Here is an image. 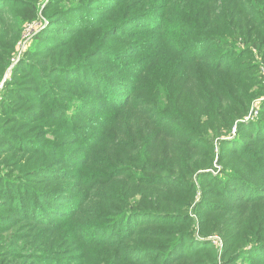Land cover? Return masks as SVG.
Instances as JSON below:
<instances>
[{"label":"rangeland","instance_id":"374dc122","mask_svg":"<svg viewBox=\"0 0 264 264\" xmlns=\"http://www.w3.org/2000/svg\"><path fill=\"white\" fill-rule=\"evenodd\" d=\"M199 1L10 0V5L1 2L14 6V9L7 10L18 26V36L11 44L13 34L3 37L0 31V70L3 67L0 75V126H6L9 132L20 138L12 140L16 142L13 149L2 147L0 151V217H13L0 219V264H163L165 258L160 256L168 243L182 236L193 237L188 247L192 251L199 247V250L193 252L187 262L178 264H258L264 259L263 247L252 248V235L263 238L264 243V204L250 207L246 204L247 200L264 195V46L258 43L248 48L249 57L233 55L228 64H223L221 71L212 74L217 93L221 90V98L231 97L230 102L222 103L224 108L214 114L221 115L228 108L239 117H233L230 122L218 116L215 120L209 118L201 132L197 123H190V119L187 123L189 131L185 136L194 138L190 134L196 131L212 148V154L207 153L211 167L203 171L212 177L204 199L202 184L195 178L192 180V196L165 188L144 191L137 177L139 163L135 160L137 152L144 147L147 150L148 140H154L155 136L139 135L143 140L148 139L139 142L131 135L129 143L126 142L124 138L131 127L119 119L121 107L111 111L115 108L111 97L107 99L105 93L95 95L100 92L98 88L103 89L104 84L111 81L119 83L129 78L131 81L126 83L124 93L127 96L132 81L140 87L147 80L149 90L154 81L167 79L174 71L188 70L181 65L182 58L188 56L183 54L189 37L184 27L201 22L197 17L202 9ZM221 2L225 5L227 2L228 9L234 4L229 0H212L210 9L214 14L220 12ZM242 4L252 10L247 2ZM33 7L35 16L30 19L28 16ZM192 18L196 20L192 21ZM244 22L255 26L261 24V19L245 15ZM158 26L167 30L162 37L155 29ZM262 33L260 41L263 42L264 28ZM6 39L9 44L4 42ZM69 47L74 51H65ZM198 50L203 55L193 62L195 65L189 74L203 71L213 59L208 46H199ZM53 52L57 54L55 60L51 58ZM214 60L221 63L227 59ZM79 61L82 68L73 73L63 75L57 71L58 64L71 65ZM190 88L194 85L189 87L192 92ZM56 96L57 102L51 103ZM135 96L144 104L150 102L140 91ZM49 104L54 105L47 109ZM145 108L148 112L153 107ZM192 111L187 108L189 116ZM215 122L226 125L218 135L214 134ZM169 126L174 133L179 127L184 128L182 124ZM6 138L0 133V142ZM100 139L103 141L95 149L87 150ZM35 141L41 143V147ZM52 147H59L57 153H52L54 158L64 156L62 151L65 150L75 155H69L70 160L80 159L78 164L68 163L66 169L74 174L75 179L77 173L89 179L79 177L75 180L72 177L64 183L56 181V184L28 181L34 183L30 188L35 191L51 188V191L61 186L71 193L69 185L75 187L82 183L84 185L75 192L76 199L85 195L89 200L75 218L55 219L52 224H47L16 213L17 203L14 205L11 197L5 198L14 187L7 190L1 179L7 175L16 180L31 168L32 160L33 168H38L43 158L32 154L47 150L46 155H49L52 151L47 148ZM252 156V162L246 159ZM53 160L46 158L44 163ZM225 175L233 183H224L219 189L213 180L219 184ZM23 182L22 179L16 184L25 188ZM246 182L249 184L243 186ZM256 184L262 185L261 191L256 190ZM156 192L162 202L160 206L171 214L181 215L183 221L174 225L168 219L161 223L163 220L157 217L141 218L142 231L137 240L151 247L136 252L132 262H124L120 247H105L104 243L108 241L105 234L112 231L108 224L123 213V207L145 206L146 213L154 212L158 206ZM119 198L126 199V205ZM22 201L23 197H19L17 202ZM213 207L226 211L214 212ZM128 226L120 225L119 228ZM119 232L120 229L116 233ZM247 242L250 244L246 246L244 243ZM234 244L235 249L228 250ZM242 247V259L234 260L233 254ZM37 255H43V258L40 261L33 258Z\"/></svg>","mask_w":264,"mask_h":264},{"label":"trees","instance_id":"16d2710c","mask_svg":"<svg viewBox=\"0 0 264 264\" xmlns=\"http://www.w3.org/2000/svg\"><path fill=\"white\" fill-rule=\"evenodd\" d=\"M229 1L234 3L231 9H228L229 4L225 0L226 5L225 3L221 2V7L219 8L220 12L215 14L210 9L212 0L199 1L202 9L197 13V17L201 22L189 23L187 28L186 26L184 27V31H186L189 37L187 38L186 46H184L183 54H188V56L187 58H182L184 60L182 61L183 64L181 65L188 67V70L185 69L178 72L174 71L171 77H169V74L167 79H159L154 81L153 86L150 87L149 90L147 80H144L140 87L135 86L134 84L136 82L132 81L131 88H128V92L130 90V93L127 94V96L124 93L125 89H127L126 83L131 81L129 78H125V80L119 83L111 81L110 84H104L103 89L101 88L102 91L98 88L100 92L95 94L104 95L103 93H105L107 95V99L111 97V102H115L113 105L115 108H111V111L121 107L120 110H118V112L121 111L118 115L119 119L122 120L123 124L131 127L130 133L124 138L126 142H128V138H131V135H134L137 140H140L139 142L148 140L141 139L139 135L148 137L155 136L154 140H148L150 143L147 150H145L144 147L142 148L143 151L140 149V152H137L139 154H137L138 158L135 160L139 163V166L137 167V177L139 180H141L140 182L142 183V189L144 191L149 189L159 191V189L165 188L169 189L173 193L192 196V191L194 188L192 180L195 178L198 183L200 182L202 184V199H204L207 195L206 190L208 184L211 182L212 177L203 171H206L207 167L210 166V156L207 153H210L211 155L212 152L210 151H212V148L205 144L203 138L200 137L196 131L190 134L194 136V138H187L185 136L187 131H189L187 123H189V119L190 123H197V126H200L199 131L201 132L204 122L208 121L209 118L215 120L218 116L230 122L233 117H239L234 115L232 112H229L228 108L226 109V112L222 113L221 115L214 114L216 110H222L224 108L221 107L222 103L225 104L226 102H230L231 97H228L224 100L221 98V90L217 93V88L214 84V81H212V79H214L212 74L221 71V69H223L224 66L231 61L233 55L249 57V52H247L248 48H253L258 43L262 47L264 46V41H260L263 39L262 30L264 28V6H261V4H264V0H239L238 3L236 0ZM1 2L8 3L10 5V0H0V31H2L3 37L13 34V38L10 41L12 44L18 36V26L8 14L7 9L10 7H13L10 9H14V6H6ZM244 2H247L251 7L250 9L252 10L244 8V4H242ZM23 5L24 4L22 2L21 6ZM245 15L248 17H257V19H261V24L248 26V24L244 22ZM34 16L35 7H33V10L31 11V14L28 16V18L33 19ZM195 20V18H192V21ZM155 29L161 34L160 37H162L163 34L167 32L166 28L163 26H158ZM4 42L9 44V40L7 39L4 40ZM199 46L201 48L208 46V51L212 53L213 59L209 60L211 64H208V67L212 69L206 66L203 71L189 74L188 71L191 70L192 65H195L193 62L203 55L202 53H199ZM65 51H74V48L69 47ZM54 52L51 54V58L55 60L57 59V56H55L57 54ZM59 52L60 51H58V53ZM68 54H71V57L73 56V53ZM60 58L61 57L59 56V59ZM62 58L66 59L65 57ZM215 58H226L227 60H225V62L223 60L221 63H216L214 60ZM79 63L80 61L71 65L56 64V67H58L57 71L63 73V75L73 73L76 70L82 68V66H79ZM147 63L151 62L148 61ZM2 70L3 67L0 70V75L2 74ZM242 79L244 80L245 78ZM167 80L168 83H165ZM209 81L212 82L207 83ZM192 85H194V88H190L192 91L190 92L189 87ZM138 91H140L145 98L150 100L149 104H144L143 102L136 99L135 93ZM57 99L58 97L56 96L54 101L51 100L50 102L56 103ZM52 105L54 104H49L46 106V108H52ZM150 105L153 108L147 112L145 107ZM202 106L204 110H202ZM189 107L193 109L191 116H189L190 114L187 112V108ZM262 122L264 123V121ZM172 123L176 124L177 126L178 124H182L184 125V128H180L178 126L179 128L177 133H174L173 128L169 126ZM214 125V134L216 135L220 133L221 129H226V125H220L217 122H215ZM5 127L0 126V133H2L4 137H7L4 142H2L3 140L1 141L2 143L0 142V151L2 150V147L13 149V145L16 142H13L12 140L14 139L17 141L20 138V136L11 133V131L9 132V129ZM76 135L78 136V134ZM76 135L72 134L73 137ZM208 140L210 139L208 138ZM24 141H27L28 143L33 142V140L25 139ZM102 141L103 140L101 139L97 140L95 142V146L87 147V150H90L91 148V150L95 149V147H97V145H99ZM125 141L124 145L126 148H128L129 145L125 144ZM262 141H264V139ZM35 143L39 147L42 145L41 143H37V141H35ZM47 149H51L50 151H52L49 155H46L47 150L38 152V154H32V156L43 158V161L38 165V168H33L32 163L34 160L31 159V168L23 172L24 174L22 173L19 178L12 180L13 177L6 175L3 176L1 180L5 183L4 188L7 190L14 187L12 192L7 194L5 198L7 200L8 197H11L10 200L13 201V204L16 205L17 203L16 213L32 221L35 220L42 223L52 224L55 219L63 221L64 219L71 220L75 218L81 211L82 207L85 204L87 205L89 196L86 197L83 195L76 199L75 192L78 187L82 185V183L75 187L69 185L70 189L72 190L71 193H67V188L61 186H56L57 188L52 189L51 191H49L51 188L48 190L43 189L39 191H35L30 188L31 184L34 183L49 182L50 184H56V181L64 183L67 180H71L72 177V179H75L74 174H71L68 168L66 169V167L68 163L71 164L72 161L78 164L81 162V160L78 158L76 160H70L69 155L71 154L67 153V151L65 152L63 149L62 155L64 156L54 158L52 153H57L59 151V147ZM201 151H205V153L203 154ZM46 158H53L54 160L50 163H44ZM174 158L177 160L174 161ZM219 159L221 160V158ZM246 159L252 162L253 156ZM79 177H82V179L86 180L89 179L88 177L84 178L83 175H79L77 173L75 180H77ZM22 179L24 180L23 184L25 188L22 184H16ZM223 179L224 180H221L219 184L216 180H213L215 184H217L216 187H219V189H222L220 187H222L221 185H224V183H233L232 181L228 180L227 175L223 176ZM28 181H34V183ZM14 183L15 186H13ZM248 184L249 182H246L243 186H247ZM255 186L257 191H261L263 188L261 184H256ZM24 189L25 192L23 191ZM15 195L16 198L14 197ZM125 195L127 197V194ZM19 197H23L22 202H17ZM155 199L157 200L158 206L154 208V212L146 213L145 211L147 209L145 210V206H137L135 208L123 207V213L120 215L118 214L117 217L109 222L110 224H108L112 226V231L111 233L107 232L105 234V237L108 240L104 243L105 247H120V253L122 258L125 260L124 262H132V257L135 256L136 252H144L145 249L151 247L147 244L144 245L142 242L137 240L138 236L140 235L139 233L142 231V228H140L142 225L141 218L145 216H153L154 218L157 217L160 220H163L161 223L168 219L171 220L173 222L172 224L174 225L179 223L180 220L183 221L181 215L171 214L166 210V208L160 206L162 202L158 192H156ZM119 200H123L121 203L126 205V199L119 198ZM203 203L204 202H202V204ZM246 204L249 207L253 205L264 204V195L249 199L247 200ZM142 205H145V203L142 202ZM215 209L216 210H214V212H218L220 210L226 211L225 209ZM137 218L140 219L136 220ZM0 219H13V217H0ZM120 225H122V227L124 225L129 226L128 228H119ZM119 229L121 232L116 233L119 231ZM86 231H90V229H86ZM192 239L194 238L182 236L176 241L171 240L168 243L165 252L160 256L161 258H165L163 264H178L180 261L187 262L190 258H192V253L199 250V247H196L195 251H192L188 247V245L192 243ZM262 239L263 238H257L252 235V248L254 249V247L257 246L264 248ZM244 244L247 246L250 243L247 242ZM230 247L228 250L235 249L236 244ZM244 247L238 250L239 253L237 251L233 254L234 260L242 259L244 255V250L242 249ZM253 249H251V251ZM257 250H260V248ZM33 258H36V260L40 261L43 258V255H37ZM263 260L264 259L259 260L258 264H264Z\"/></svg>","mask_w":264,"mask_h":264}]
</instances>
